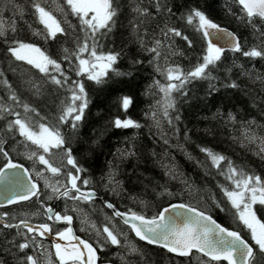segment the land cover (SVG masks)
<instances>
[{
	"label": "trees",
	"instance_id": "1",
	"mask_svg": "<svg viewBox=\"0 0 264 264\" xmlns=\"http://www.w3.org/2000/svg\"><path fill=\"white\" fill-rule=\"evenodd\" d=\"M3 1L8 4L4 7L0 5L3 22L6 26L14 23L16 31L12 32L8 27L6 35L0 36V71L3 72V76L0 77V102L6 107H12L14 111L21 112L22 116L31 118L33 123L40 122L59 127L66 138L65 147L72 149L77 164L87 170L80 174L81 181L85 178L90 180L87 188L95 189V192L102 196L103 200L99 201V205L105 212L111 216V212L104 207V200L122 211L131 210L144 216L156 215L169 203L182 202L205 211L225 227L240 231L250 242L247 229L239 225L229 211L230 205L220 188L221 185L230 187V181L211 167L210 161L206 160L200 148L206 147L223 154L238 168L259 175L264 180V158L259 153L260 144L258 141L249 143L243 136L244 130L251 124V131L258 137H264V58L253 59L241 53L225 50L216 69L212 71L215 79L195 80L187 84L186 96L179 92L173 93L176 109L170 110L169 115L173 118L176 115L180 117L178 121L173 119L175 126L173 127L162 115L163 94L158 88L152 87L154 81L161 84H166L167 81L156 71L154 64L149 62L152 55L142 51L136 42L131 23L136 19L132 9L139 5L147 7L151 14L140 29L141 32L147 30L149 35L145 37L146 40H151L152 36L163 39L159 35V29L165 23L180 29L182 35L192 41V46L189 47L182 38L175 37L174 52H162L159 63L161 66L165 63L169 66L179 65L187 72L205 54L206 49V42L201 33L181 19L193 8H199L215 23L234 32L244 50L253 46L264 50L259 33L245 20L239 18L243 14L234 0H163V3L172 9L171 15L163 10L157 13L151 0H115L119 5L116 25L112 32L100 41L102 47H98L97 51L119 52L121 55L114 68L130 75H116L109 71L102 84L89 81L86 76H77L70 69L69 62L63 60L62 49L74 50L76 47L74 39L58 34L56 40L46 41L41 36L34 35L40 24L29 6L24 5L25 1L12 0L14 7L20 8V14L18 11L9 14L12 11V7L9 6L10 0ZM3 1L0 0V4H3ZM68 19L78 26L77 34L83 37L78 20L72 16ZM254 23L260 25L258 19L254 20ZM261 31H264V26L261 27ZM14 40L40 46L47 55L62 64L72 80H83L90 102L78 130L73 131L68 124L61 125L57 121L61 101L68 93L48 81L31 65L11 57L7 49L15 46ZM84 56L87 58L88 54L85 53ZM165 56L167 61L164 59ZM133 60L142 63L133 64ZM76 63L78 61L73 58L72 64ZM4 80L12 86L11 90L2 82ZM233 81L239 85L238 88L226 87ZM12 91L18 97L19 104H14L9 99ZM123 96L133 98V105L127 113L119 106L120 98ZM158 101L161 103L158 104ZM23 104L29 105L36 112L25 114ZM152 111L157 112L160 127H157L148 115ZM228 114L236 117L234 123L228 120ZM126 116L138 121L142 127L116 129L112 126L111 121L116 117L124 119ZM13 118L15 119L7 112L0 111V135L4 132L10 137L12 146L16 145V138L20 140L18 133L7 131V124ZM176 128L179 129L178 132L175 131ZM165 139L168 140L167 144L164 143ZM21 144L24 146L22 142ZM3 147L10 157L16 156V153L14 155L11 153L7 144ZM129 148H133L135 154L121 156V152ZM24 150L19 153L24 155L28 152ZM61 157L58 163L54 161L57 166L61 165L63 154ZM110 166L115 168L116 179L120 181L115 192L111 191L112 186L108 185L107 181ZM166 166L173 168L175 178L167 174ZM66 169L69 167L65 163L62 171ZM57 178L64 180L60 176ZM189 185L191 190L188 188ZM165 188L172 195H161ZM213 200L220 202L224 211L217 208ZM259 207L257 205V208ZM13 209H26L24 213L30 210H43L35 198L9 208ZM257 215L264 220V211H258ZM4 219L10 222L7 218ZM87 220L91 221L88 222L89 225L94 221L90 217ZM84 237L93 241L90 235ZM129 241H133L139 251L132 256L119 253L124 260L123 264H204L208 259L196 252L189 257L173 255L160 247L138 240L133 234L129 236ZM19 243H23V240L19 237L17 229L0 224V264H21L25 255L35 256L31 247L21 252L16 247ZM112 252L111 255L118 254L116 249H112ZM212 264L227 263L220 261Z\"/></svg>",
	"mask_w": 264,
	"mask_h": 264
},
{
	"label": "snow or ice",
	"instance_id": "2",
	"mask_svg": "<svg viewBox=\"0 0 264 264\" xmlns=\"http://www.w3.org/2000/svg\"><path fill=\"white\" fill-rule=\"evenodd\" d=\"M56 7L54 9L45 7L42 0H32V8L38 23L43 25L42 31H36L34 35L41 36L44 40H56L58 34L68 36L75 41V49L70 50L63 48V60L69 62L70 69L77 76H86L89 81H94L96 84L104 83V78L108 76L109 71L116 75H130V73H121L114 65L120 58L119 52H98L97 48L102 47L100 41L105 39L112 32L116 25V20L119 13V5L115 0H55ZM152 6L157 13L161 10L169 15L172 14V9L163 3V0H151ZM234 3L239 6L240 12L243 14L240 19L245 20L250 24L254 31L259 33L264 44V31L261 27L264 26V0H234ZM133 12L136 14L135 21L132 23V31L136 42L139 44L142 51L152 55L150 63L154 64L157 72H160L167 81L166 84H161L159 81H154L152 87L159 89L163 94L162 115L167 118V123L173 125V119L179 120V115L174 118L170 117L169 111L176 109V101L173 96L174 92H179L186 96V85L195 80H213L212 71L216 69L218 62L221 60L225 48L213 42V36L217 38L227 39L230 50L241 53L249 58H264V50L260 47L253 46L248 50L241 47L239 38L226 28L211 20L205 12L199 8L190 9L184 16L181 17L185 23L192 26L195 31L201 33L206 42L205 54L200 60L187 72L179 65L169 66L167 63L161 66L159 63L162 52L172 51L175 37H180L185 40L189 47L192 46V41L187 36L182 35L180 29L171 27L167 23L159 29V35L163 39L152 36L151 40H146L145 37L149 34L145 29L141 32V25L150 18L151 14L147 7H134ZM54 12H59L61 18H57ZM72 16L78 20L79 29L83 32V37L77 34V25H74L68 19ZM258 19L260 25L254 23ZM63 25V26H62ZM10 27L12 32L16 31L14 23L5 25L0 19V36H5L7 28ZM165 41H169L165 43ZM14 45L7 49L11 57L17 61L26 62L33 68L42 73L44 77L52 84L65 90L68 95L61 101L60 114L57 117L58 124H68L73 131L78 130L80 122L84 118L85 110L89 105L88 93L85 90L83 80H72L67 75L62 64L51 56L47 55L40 47L32 43H26L20 40H14ZM88 57L85 58L84 54ZM73 58L78 61L75 65L72 64ZM167 61V57H164ZM133 64L142 63L139 60H133ZM3 72L0 71V77ZM69 81H71L69 83ZM6 87L11 90V85L6 80L2 81ZM37 91L39 86L37 85ZM230 88H238L236 82H231L226 85ZM9 99L14 104H19L20 101L15 92H10ZM158 104L161 102L158 101ZM133 105L131 96H123L120 98L119 106L124 113ZM24 113H35L36 110L27 104L22 105ZM0 111L7 112L15 117L7 124L9 133H18L24 138V142H28L34 146L27 158L44 166L43 171H37L36 175L43 178L45 188L51 192L47 196L48 200L67 198L73 201H79L85 204H91L96 198L95 189H89L87 186L90 183L88 178L80 180V174L87 170L77 164L76 158L72 155V149L65 147L66 138L59 130V127L49 126L45 123H33L31 118L22 116L21 112L14 111L12 107H6L0 104ZM39 115V113H36ZM150 117L154 120L157 127H160V121L157 119V112L152 111ZM228 120L235 122L236 117L228 114ZM254 123V122H253ZM111 124L116 129H138L142 125L132 119L130 116L121 119L116 117L111 121ZM173 127H175L173 125ZM252 125L244 130L243 136L249 143L259 142V153L264 158V137H258L255 132L251 131ZM179 131L178 128L175 129ZM5 141L0 139V155L7 161L5 169H0V184L8 181L10 185H18L23 188L22 194H15L8 198V203H18L20 201H28L33 197L39 200L41 191L37 183L33 182L31 174L23 165L12 162L8 151L3 147ZM164 143H168L165 139ZM27 146V145H26ZM56 150V151H54ZM60 151L63 152V160L60 166H55L47 157L54 156ZM200 151L205 154L206 160L210 161L211 167L218 170L219 174L230 181L231 186H220L227 203L230 205L229 211L236 219L239 225L247 229L254 243H249L244 239L240 231L230 230L227 227L219 224L213 217L205 211L198 210L188 204H172L170 207L163 208L157 215L147 218L142 214L129 210L128 212H120L115 209V205L106 202V207L113 209V217L122 219L123 224L127 225L129 230L134 233L135 237L148 244L159 245L168 252L178 256L189 257L196 253L202 257H207L204 264H212V262L226 261L227 264H264V220L257 215L258 211H264V180L259 175H253L246 172L243 168H238L230 159L223 154L214 152L212 149L201 147ZM134 149L129 148L121 152V156L134 155ZM225 161L227 163L225 164ZM71 165L75 169V174L69 171H62L64 164ZM224 165V167H222ZM168 173L175 178V172L171 166H166ZM23 169L27 174V181L16 172H11V179L7 170ZM51 174V177L65 176L64 183L59 179H51L44 175V172ZM84 186L82 189L80 184ZM108 185H111V191L115 192L120 181L116 179V170L110 166L107 173ZM191 190V186H188ZM86 189V190H85ZM163 194L172 195L165 188ZM215 206L224 211L220 202L213 200ZM257 205L260 207L257 208ZM41 207L44 209V214L49 220L65 221L71 225L73 217L71 215H61L55 212L53 208L47 207L41 202ZM183 210V211H180ZM234 210V211H232ZM7 215V214H4ZM2 219V217H0ZM111 221L112 217L108 218ZM87 222V221H86ZM7 228H19L23 226L27 230V234L35 233L28 236L23 234L25 242L19 243L16 247L23 252L30 247L40 248L41 244L37 243V237H44L46 233L52 232L51 225L42 223L36 227L31 225L27 220H21L20 224L6 223ZM95 230L97 237V246L76 236L71 227L59 231L56 235L61 240L68 243L62 245L56 243L55 256L59 260V264H97L100 257L97 253V248L104 250L106 245L117 247H127L130 253H137L139 249L134 243L128 240L127 234L122 231H116L114 227L105 224L102 228H97L95 224H91ZM124 243L122 244V238ZM75 241V243H73ZM21 264H38V259L34 255H25ZM47 264H52L49 258Z\"/></svg>",
	"mask_w": 264,
	"mask_h": 264
},
{
	"label": "flooded vegetation",
	"instance_id": "3",
	"mask_svg": "<svg viewBox=\"0 0 264 264\" xmlns=\"http://www.w3.org/2000/svg\"><path fill=\"white\" fill-rule=\"evenodd\" d=\"M42 29H43V25L40 24L38 30L41 31ZM38 47H40V46H38ZM0 139L5 141V143L9 147V150L10 149L12 150V144H11L12 139L10 137L6 136L5 133L2 132ZM19 141L22 142L21 139ZM11 153L14 155V153L12 151H11ZM12 162L22 163V164L26 165L27 167H30V169L32 168V163H33L31 160L22 156L21 153H16V156H14V158H12ZM6 163H7V161L5 160V158L1 159V163H0L1 167L4 166ZM54 165L57 166V164H55V163H54ZM68 167H69V169H66L64 171V173L71 171L74 174L75 169H73L71 165H68ZM34 177L38 180V184L40 186V191H41L39 200H37L36 197H33V198H35L37 203H39L41 205V202H43V204L45 206L53 208V210L55 212H58L61 215H65V214L71 215L73 217L71 226L74 228L76 234H78L83 239L87 240L89 243H92L94 247L97 246V240L99 239V237H97L95 230L91 227V223H90V225L88 224V222H91V221L87 220V218H89V217L94 219L92 224H95L97 228H102L105 224H109V226L114 227L116 231H122V232L126 233L128 240H129V236L131 237V234H133L129 230V228H126L127 226L124 225L120 221L119 218L113 217V212L111 211V209L104 206L111 212V216H110V214H108L107 212H105L101 208V206L99 205V201H102L103 198L100 194L96 193V198L94 199V201L91 204H85V203H82L79 201H73V200L67 199V198L48 200L47 196L50 194L51 190L45 188L44 181L41 177L36 176L35 174H34ZM60 177H62V179H64V180H61V182L64 183L66 180V177L63 175ZM55 178H57V177H55ZM80 180H81V178H80ZM78 184H80V181H78ZM80 186H81V188H84V186L82 184H80ZM106 202H108V201L104 200L103 204L106 205ZM9 208L10 207L0 208V217L6 218V216L9 215V213L6 212V211H9ZM117 209L120 210L119 208H117ZM120 211H122V210H120ZM3 212L7 215H4ZM123 212H125V211H123ZM39 213H41V217L33 216L29 220L36 223V224L47 223V224L51 225L52 233H57L59 231H63L65 228L70 226L65 221L49 220L47 218V215L44 214V209L40 210ZM109 217H112L111 221H109V219H108ZM9 221H11V220H9ZM21 228L25 229L23 227H21ZM17 230H19V229H17ZM32 234L35 235V233H32ZM87 235H90L93 238V241L90 238L84 237ZM248 236H249V233H248ZM121 239H122V244H123L124 243L123 237ZM40 241H42L44 246H47V248L45 247V249H46V251L50 252L52 264H59V261L53 252L51 244L45 240L40 239ZM132 243H134V242L132 241ZM251 243H254V242L252 241ZM112 249H116L118 254L111 255L113 253ZM124 249L127 250V247H117V246H113V245H106L103 251H101L99 248H97V253H98V256L100 257L97 264H123L124 260H122V256H120L119 253H126ZM105 256H107V258H104ZM38 260H39V264H47V262H45L46 259L44 256H40Z\"/></svg>",
	"mask_w": 264,
	"mask_h": 264
},
{
	"label": "rangeland",
	"instance_id": "4",
	"mask_svg": "<svg viewBox=\"0 0 264 264\" xmlns=\"http://www.w3.org/2000/svg\"><path fill=\"white\" fill-rule=\"evenodd\" d=\"M3 1V0H2ZM6 1V0H5ZM23 1H25V3H24V5L26 4V7H28L29 6V8H30V10L31 11H33L34 12V9L32 8V0H23ZM7 2H8V0H7ZM42 3H43V5L45 6V7H48V8H52V9H54L55 7H56V2H55V0H42ZM2 7H4V6H7L8 4L6 3V2H4L3 1V4H0ZM9 6H11L12 7V11H10L9 12V14H11L12 12H15V11H18V13H19V11H20V8H18V6H16V7H14V2L12 1V0H10V2H9ZM3 12H1L0 11V19H2L3 20ZM20 14V13H19ZM22 14V13H21ZM54 14L55 15H57V18L59 19V18H61V14L59 13V12H54ZM23 15V14H22ZM5 24V23H4ZM63 26V25H62ZM36 31H39L38 29L36 30ZM37 46V45H36ZM1 101V100H0ZM1 103V102H0ZM2 104V103H1ZM12 120H14V118L12 119ZM5 123V122H4ZM1 129L3 130V128L1 127ZM14 135V134H13ZM1 136V135H0ZM15 136V135H14ZM20 137V139L22 140V143L23 144H25V148L22 146V144H21V142L16 138V136H15V138H16V145H14V146H12V152L13 153H17L16 151H18V153H19V151L21 152V151H25L24 149H26L28 152H26V153H24V155L23 156H25L26 155V157H27V154H29L30 153V151L32 150V148L34 147V146H31L28 142H24V138L23 137H21V136H19ZM6 145V143H4L3 144V146H5ZM27 145V146H26ZM54 151H56V150H54ZM62 152L60 151L59 153H57L56 155H54V156H49V157H47V158H49L50 160H51V162L54 164V161L56 162V163H58L61 159H62ZM4 157L2 156V155H0V163H1V159H3ZM33 163H32V172L36 175V172L37 171H43L44 170V166L43 165H40L39 163H36V162H34L33 160H31ZM61 164V163H60ZM59 164V165H60ZM44 175L45 176H47V177H50L51 179H54V177H51V174L50 173H48V172H44ZM37 176V175H36ZM43 179V178H42ZM43 181H44V179H43ZM44 185H45V181H44ZM26 210V209H25ZM25 210H9V211H6L7 213H9V215H7L6 216V218L8 219V220H11V222L12 223H17V222H19V221H21V220H29L31 217H33V216H37V217H41V213H39V211H36V210H30V211H26L27 213H24V211ZM3 214H5L4 212H3ZM17 233H18V235H19V237H21L22 238V240H23V242H25V240H24V236L22 235V233L23 234H27V230L26 229H22V228H19V230H17ZM20 233H21V235H20ZM28 236H31V235H34V234H27ZM249 236H250V234H249ZM250 238H251V236H250ZM37 243L38 244H41L42 245V247H40V248H36V247H31V250H33V252H34V254H35V256L37 257V259H39V257L40 256H44L45 257V262H47V260H48V258H49V254H50V252H48V251H46V249H45V247L47 248V246H44V244L42 243V241H40L39 239H37ZM44 252V253H43ZM44 255H43V254ZM127 255H134V253H130V250L127 248ZM30 255H32V254H30ZM50 259H51V256H50ZM52 260V259H51ZM38 264H39V260H38Z\"/></svg>",
	"mask_w": 264,
	"mask_h": 264
},
{
	"label": "water",
	"instance_id": "5",
	"mask_svg": "<svg viewBox=\"0 0 264 264\" xmlns=\"http://www.w3.org/2000/svg\"><path fill=\"white\" fill-rule=\"evenodd\" d=\"M221 27H223V26H221ZM223 28H226V27H223ZM229 32H232L230 29H228V28H226ZM232 33H234V32H232ZM235 34V33H234ZM236 35V34H235ZM237 36V35H236ZM213 42L214 43H216L217 45H219V46H221V47H224L225 48V50H230V47H229V43H228V40L227 39H222V38H217V37H215V36H213ZM14 163H17V164H21V165H23L24 166V168H26V169H28L24 164H22V163H19V162H14ZM5 167H6V165L5 166H3L1 169H5ZM8 172H9V176H10V179H11V172H16L17 174H19L22 178H23V180L26 182L27 181V174H25L24 173V171H23V169H16V170H7ZM28 172H29V174H31L30 173V171L28 170ZM33 179V178H32ZM33 182H35V183H37V181L36 180H34L33 179ZM38 184V183H37ZM86 190V189H85ZM23 193V188L22 187H20V186H18V185H10V183L8 182V181H6L5 183H2V184H0V207H5V206H10V205H13V204H16V203H13V204H9L8 203V198H10V197H12L13 195H15V194H22ZM20 202H23V201H20ZM19 203V202H18ZM180 203H182V202H172V203H169V204H167V205H165V206H163L161 209H160V211L163 209V208H165V207H170L172 204H180ZM184 204V203H183ZM195 208V207H194ZM115 209L116 210H118L116 207H115ZM199 210V209H198ZM111 211L113 212V209H111ZM118 211H120V210H118ZM159 211V212H160ZM180 211H183V210H180ZM202 211V210H201ZM120 212H122V211H120ZM158 212V213H159ZM157 213V214H158ZM208 214V213H207ZM145 217H147V216H145ZM147 218H151V217H147ZM214 219V218H213ZM121 221H122V219H120ZM216 220V219H215ZM217 221V220H216ZM29 222V221H28ZM123 222V221H122ZM218 222V221H217ZM6 223H9V222H7L6 220H4V219H0V224H2V225H5ZM31 225H33L34 227H36V226H38L37 224H34V223H31V222H29ZM219 223V222H218ZM10 224H13V223H10ZM20 224V223H19ZM19 224H17V225H19ZM219 224H221V223H219ZM222 225V224H221ZM222 226H224V225H222ZM69 227H71L72 229H73V227L70 225ZM225 227V226H224ZM230 230H232V229H230ZM73 232H74V234L76 235V236H78L76 233H75V231H74V229H73ZM134 234V233H133ZM135 236V235H134ZM79 238H81L80 236H78ZM42 239H48L50 242H51V245H52V248H53V251H54V253H55V247H54V245L56 244V243H60V244H62V245H66L68 242L67 241H65V240H61V239H59V237L56 235V234H52V233H46L45 234V236L44 237H41ZM137 238V237H136ZM81 239H83V238H81ZM139 239V238H138ZM85 240V239H84ZM143 242H145V241H143ZM73 243H75V241H73ZM145 243H147V242H145ZM150 245H155V244H150ZM155 246H158V247H160V248H163V247H161V246H159V245H155ZM164 250H166L167 251V249H165V248H163ZM195 250H193V252H194ZM170 253V252H169ZM171 254H173V255H176V254H174V253H171ZM57 258V257H56ZM58 259V258H57ZM224 262H226V261H224ZM227 263V262H226Z\"/></svg>",
	"mask_w": 264,
	"mask_h": 264
}]
</instances>
